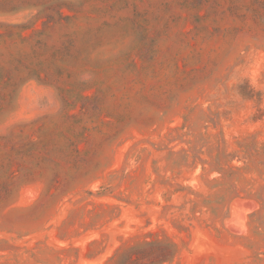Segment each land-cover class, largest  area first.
Listing matches in <instances>:
<instances>
[{
	"label": "rangeland",
	"instance_id": "374dc122",
	"mask_svg": "<svg viewBox=\"0 0 264 264\" xmlns=\"http://www.w3.org/2000/svg\"><path fill=\"white\" fill-rule=\"evenodd\" d=\"M24 1L0 0V264H264V0Z\"/></svg>",
	"mask_w": 264,
	"mask_h": 264
},
{
	"label": "trees",
	"instance_id": "16d2710c",
	"mask_svg": "<svg viewBox=\"0 0 264 264\" xmlns=\"http://www.w3.org/2000/svg\"><path fill=\"white\" fill-rule=\"evenodd\" d=\"M29 0H25L27 2ZM36 3H22L21 5H13L12 10L14 12L29 10H38L36 18H48L52 19L54 15H57L61 19H70V16H64L63 10L67 9L71 12L76 11L79 7L83 6L85 3L93 0H34ZM102 2H109L111 0H98Z\"/></svg>",
	"mask_w": 264,
	"mask_h": 264
}]
</instances>
